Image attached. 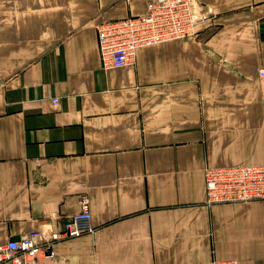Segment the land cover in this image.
<instances>
[{
    "label": "crops",
    "instance_id": "crops-1",
    "mask_svg": "<svg viewBox=\"0 0 264 264\" xmlns=\"http://www.w3.org/2000/svg\"><path fill=\"white\" fill-rule=\"evenodd\" d=\"M150 1L0 0V245L85 195L93 231L38 264H264V200L207 205L204 184L264 164V0H195L194 38L103 69L96 25Z\"/></svg>",
    "mask_w": 264,
    "mask_h": 264
},
{
    "label": "built area",
    "instance_id": "built-area-1",
    "mask_svg": "<svg viewBox=\"0 0 264 264\" xmlns=\"http://www.w3.org/2000/svg\"><path fill=\"white\" fill-rule=\"evenodd\" d=\"M205 13V12H204ZM205 15V14H204ZM203 18L195 0H151L143 15L99 23L95 27L99 60L103 69L131 65L137 49L195 36V26ZM264 77V69L258 71ZM53 104L57 100L53 99ZM205 203H239L264 200V164L206 169ZM57 218L56 212L51 214ZM88 199L81 196L78 212L64 217L59 230L35 231L19 240L0 245V263L38 264L54 258L56 242L91 233ZM204 264H237L235 260H212Z\"/></svg>",
    "mask_w": 264,
    "mask_h": 264
}]
</instances>
